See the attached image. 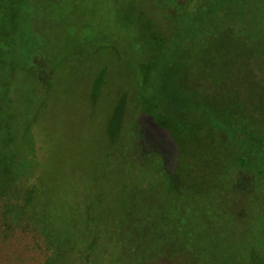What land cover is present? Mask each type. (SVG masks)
<instances>
[{"label":"rangeland","instance_id":"1","mask_svg":"<svg viewBox=\"0 0 264 264\" xmlns=\"http://www.w3.org/2000/svg\"><path fill=\"white\" fill-rule=\"evenodd\" d=\"M151 1L30 0L33 112L40 107L30 182L45 191L46 219L77 258L52 255L16 185L0 195V264H264V176L256 172L264 166L236 170L225 139L202 118L194 129L185 114L176 134L164 101L144 105L136 80L143 70L162 76L149 67L172 42V22L197 44L195 64L212 20L237 33L246 27L260 51L264 0ZM212 160L220 184L207 193Z\"/></svg>","mask_w":264,"mask_h":264},{"label":"trees","instance_id":"2","mask_svg":"<svg viewBox=\"0 0 264 264\" xmlns=\"http://www.w3.org/2000/svg\"><path fill=\"white\" fill-rule=\"evenodd\" d=\"M32 13L30 0H0V195L13 186H21V200L26 202L29 213L48 240L52 255L59 253L74 258L71 246L67 248L65 234L55 236V223L46 219L53 211L47 206L45 191L30 182L36 166L31 129L40 110L38 107L33 112L39 80L31 63L37 51ZM171 26L172 42H163L160 53L163 56H157L154 66L149 67L156 72L161 70L162 76L151 75L148 80L143 70V75L136 78L142 103L160 97L169 115L174 117L176 134L183 125L176 120L185 114L192 120L187 127L194 129L202 118L203 125L213 126L225 139L224 152L238 159L236 170L248 171L252 164L256 168L264 166L260 162L264 161V74H254L255 69L264 73V44L260 43L262 49L258 51L248 36L242 34L246 27L240 26L237 33L235 26L222 28L212 20L211 32L204 37L201 59L195 64L197 44L183 39L179 26L173 22ZM42 104L43 98L39 106ZM213 170L214 164L205 168L203 192L208 193L220 184ZM256 172L264 176V168ZM64 205L60 206L61 210L65 209ZM91 211L85 208V213Z\"/></svg>","mask_w":264,"mask_h":264}]
</instances>
